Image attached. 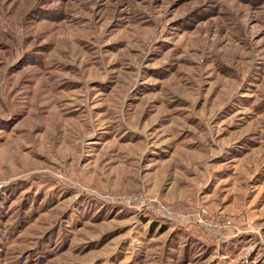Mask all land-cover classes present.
<instances>
[{
    "label": "rangeland",
    "instance_id": "1",
    "mask_svg": "<svg viewBox=\"0 0 264 264\" xmlns=\"http://www.w3.org/2000/svg\"><path fill=\"white\" fill-rule=\"evenodd\" d=\"M0 264H264V0H0Z\"/></svg>",
    "mask_w": 264,
    "mask_h": 264
}]
</instances>
